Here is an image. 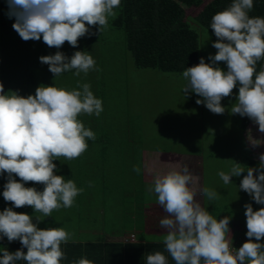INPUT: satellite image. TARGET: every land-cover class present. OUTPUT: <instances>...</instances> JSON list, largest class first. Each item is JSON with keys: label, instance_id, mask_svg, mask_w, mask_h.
<instances>
[{"label": "clouds", "instance_id": "9594fccd", "mask_svg": "<svg viewBox=\"0 0 264 264\" xmlns=\"http://www.w3.org/2000/svg\"><path fill=\"white\" fill-rule=\"evenodd\" d=\"M9 18H15L13 30L23 41H39L50 48L59 49L67 42L78 47V40L91 35L90 28L98 31L108 26V18L115 17L114 9L121 0H7ZM253 0H233L222 12L216 13L210 23L217 41L212 44L216 54L209 56L211 64L201 58L196 66L182 72L186 85L185 95L195 93L197 105L203 104L211 113L222 115L225 108L222 99L230 97L238 86L236 103L231 113L247 117L258 126L264 136V69L256 72V65L264 59V18L250 17ZM87 25V26H86ZM54 77L74 71V75H87L96 70V61L85 51H76L69 58L57 51L54 55L39 57ZM218 62L227 71L215 67ZM88 83L77 84L71 91L54 86H38L34 95L26 98L15 92L0 94V174H7L2 196L14 208L30 206L34 212L48 217L53 210L70 208L75 198L83 192L73 180L55 175V158L68 160L81 156L88 148L87 140H95L96 134L85 128L78 119L80 114L99 117L103 111L102 100L96 98ZM0 93H4L0 83ZM253 146L264 140L252 139ZM256 168H246L240 189L251 196L258 205H264V154H260ZM133 171L140 174L139 166ZM245 167L234 163L230 173H218L225 184L231 177H239ZM255 173V175H254ZM18 177L17 182L13 177ZM187 166L156 175L153 185L158 204L167 216L159 221L166 229L163 237L165 250L175 264H264V207L254 211L245 204L247 242L239 249L232 247L231 217L219 221L196 202V191L189 185L195 180ZM27 182L42 184L43 191L25 187ZM203 194L209 200L217 193L207 187ZM64 228L38 229L32 218L16 213L12 208L0 212V238L9 242L19 241L22 250L10 253L6 249L0 264H60L65 259L61 244L72 239ZM256 241V242H253ZM75 264H92L81 258ZM146 264H168L162 252L146 257Z\"/></svg>", "mask_w": 264, "mask_h": 264}, {"label": "rangeland", "instance_id": "374dc122", "mask_svg": "<svg viewBox=\"0 0 264 264\" xmlns=\"http://www.w3.org/2000/svg\"><path fill=\"white\" fill-rule=\"evenodd\" d=\"M203 1L207 3L210 0ZM200 9L201 7L186 8L185 15L187 18L193 17ZM4 21L2 24L0 22V63L4 60L3 64L8 69L9 78L16 68H20L23 61L22 57L17 56L18 51L24 52L29 46L31 55L26 58V62L36 73L37 85L53 86L57 82L58 88L71 91L77 89L78 81L81 84L91 83L94 96L102 100L103 111L99 117L94 114L91 116L80 114L78 119L85 128L91 124H103L109 131L111 130L113 138L117 135L114 150L103 152L99 143L102 142L101 138L96 130L90 129L96 134L97 143H87L86 157L68 160L61 156L53 161L56 165L55 175L63 176L66 181L71 179L77 188L83 189L75 198L72 207L53 210L48 217L34 212L30 206L14 208L10 204L11 206L6 205L7 208H12L16 213L29 215L38 229L64 228L73 234L68 242L105 241L110 236L113 238L114 233L118 231L129 235L131 232L135 233L136 231L131 230L138 229L141 223L137 213L141 204L149 200L150 194L152 199L157 198L155 194L149 193L147 184H142L141 169L139 175L133 171L134 166L140 168V156L150 151L167 150L176 155L198 156L196 154L199 153L203 160L201 165L203 188L207 187L218 194L217 198L212 200L202 194L203 208L218 221L226 216L231 217L228 225L230 233L226 234L227 238L231 239L235 232L239 240L245 238L247 242L244 205L251 204L254 211L259 210L262 205L256 204L251 196L240 189V182L246 175L248 161L259 162V155L264 154V144L253 147L249 143V130L252 139L264 140V136L259 133L258 126L252 121L245 132L241 133L239 128L241 116L231 113V108L236 103L238 86L233 89L230 97L222 99L224 114H213L203 104L195 103L197 99H202L201 97L195 93L187 95L183 93L182 89L187 81L182 74L136 69L125 49L123 33L113 30L109 23L100 31L98 26H92L90 28L92 34L80 38L76 48L65 42L61 48L56 49L48 47L42 39L23 41L12 28L15 18H9L8 14ZM4 25L9 26L5 31L2 30ZM191 26L199 37L198 63L204 58L205 63L211 64L208 57L216 54L217 50L212 47L216 41L206 29L195 22L192 21ZM89 44L94 48L91 56L96 61V68L99 69L89 71L90 74L87 75H90L91 80H88L84 73L74 75L75 70L54 77L48 71V65L39 61V57L54 55L57 51L70 58L76 51H88ZM214 66L227 71V66L223 62H218ZM13 87L10 80L6 89L13 92ZM189 159L187 157L184 161ZM75 160H81L86 164L81 166H85L81 178H76V168L80 166L72 165ZM191 160L195 165L190 166L189 172L197 174V179H200L201 160L199 158ZM60 163L66 166L60 167ZM234 163L245 167V172L239 177H231L230 183L225 184L218 173L221 171L230 173ZM104 167L108 168L106 175L105 172L102 173ZM64 171L70 177L66 176ZM13 178L23 183L18 177ZM150 178L147 180L151 181ZM6 182L0 179V184L4 185ZM2 185L0 188H3ZM24 186L34 187L37 191H43L44 187L33 182H27ZM240 229L242 233H239ZM163 237L164 235H154L146 239L150 242H163ZM240 243V241L235 243L234 240L232 247L236 248Z\"/></svg>", "mask_w": 264, "mask_h": 264}, {"label": "trees", "instance_id": "16d2710c", "mask_svg": "<svg viewBox=\"0 0 264 264\" xmlns=\"http://www.w3.org/2000/svg\"><path fill=\"white\" fill-rule=\"evenodd\" d=\"M232 2L233 0H210L207 3H204L203 0H121L120 6L114 9L117 15L109 18L108 23L113 30H119L123 33L125 49L130 54L136 69H151L165 74H182L185 69L196 66L199 60V37L198 33L192 29V21L206 29L211 34L213 40L217 41L210 28L211 19L216 13L227 9ZM253 4L254 7L249 12V16L264 18V0H253ZM200 7V11L195 16L186 17V8ZM8 14L7 0H0L1 24L5 22L4 19ZM6 27L8 29L9 26L4 25L2 30L5 31ZM89 46L90 49L86 52L91 55L94 48L91 44ZM30 51L29 46L24 52L18 51L17 56L22 57L23 61L20 68H16L10 78L8 69L3 64L4 60L1 61L0 83L4 87V93L1 94H6L9 91L6 89V86L10 80L14 86L12 91L25 98L28 95H34L35 89L38 86H43L37 85L36 73L31 69L30 64L28 65L26 62V58L31 55L29 54ZM263 65L264 59L257 63V73L263 69ZM86 77L88 80H91L90 75H86ZM78 83L81 84L79 81ZM53 86L58 88L57 82ZM250 122L251 120L247 117H241L239 125L241 133L245 132ZM87 129L96 130V133L102 140L99 143H101L103 152L110 149L114 150L117 135L113 138L111 130L109 131L103 124H91ZM87 143L97 142L96 140H87ZM83 157H86V152L76 159H82ZM73 164L80 166V168H76V178H81L84 174L83 169L85 168V166H81L86 164L81 160H75ZM258 165L259 162L250 160L246 168H256ZM61 166L66 165L60 163ZM107 170L108 168L104 167L102 173L105 172L106 175ZM64 173L70 177L65 171ZM6 175V173L2 174L0 179L7 181ZM3 190L4 188H0L1 200L3 199ZM10 204L4 200L0 201V212L7 208L6 205L11 206ZM260 243H264V239ZM5 249L10 253L17 250L27 251L26 249H22L19 241L0 242V257H2V252ZM61 250L65 254V259L60 264H75L81 258L92 261V264H146L147 255L154 254L157 251L162 252L166 256L168 264H175V261L165 250L164 244L159 242H100L84 244L67 242L61 244ZM15 264H26V262L19 260Z\"/></svg>", "mask_w": 264, "mask_h": 264}, {"label": "crops", "instance_id": "0c3cea01", "mask_svg": "<svg viewBox=\"0 0 264 264\" xmlns=\"http://www.w3.org/2000/svg\"><path fill=\"white\" fill-rule=\"evenodd\" d=\"M178 155V156H177ZM174 154L172 151H150L149 153L142 154L140 156V169H141V180L142 184L146 185L147 188L151 187L153 185V180L156 175H163L171 170H177L180 171L184 166H187L190 170V166L193 167L195 165L192 159H200V179H197V174L189 172L193 177L196 179L189 185L190 188H193L196 191L195 200L199 202L201 207H204V204H202V190L204 187V180L203 176L201 174V165L203 163L202 157L199 156L200 154L197 153L198 156H191L188 154ZM190 158L188 161H184L186 158ZM151 175H150V174ZM149 177H151V181L147 180ZM154 195V192H149ZM154 211H153V210ZM152 210V211H151ZM138 217L140 218V222L138 229L131 230L136 231L131 232L129 235L128 233L124 232H116L113 235V238L108 237V240L103 241H94V242H87V243H135L138 241L146 242L148 241L146 237L148 236H154V235H166L167 230L160 227L159 222L155 223L156 221H159V218L162 219L167 216V213L164 212L162 207L158 204L157 198H153L150 194V198L148 201H146L144 204H141V207L138 209ZM239 233H242V230ZM133 236V241L132 237ZM230 241H234L235 243L237 241H240L241 243L238 244V246L234 249H239L243 243L246 242L245 238H241L239 240L238 234L233 233L231 236ZM1 243H9L7 239L0 238ZM14 242V241H13ZM16 242V241H15ZM150 242V241H149ZM159 242V241H157ZM73 243H82L84 242H73ZM163 243V242H159Z\"/></svg>", "mask_w": 264, "mask_h": 264}, {"label": "built area", "instance_id": "2783aa9c", "mask_svg": "<svg viewBox=\"0 0 264 264\" xmlns=\"http://www.w3.org/2000/svg\"><path fill=\"white\" fill-rule=\"evenodd\" d=\"M131 238H132V241H133V236Z\"/></svg>", "mask_w": 264, "mask_h": 264}]
</instances>
